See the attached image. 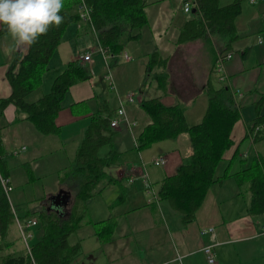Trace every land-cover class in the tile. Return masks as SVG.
Listing matches in <instances>:
<instances>
[{
	"label": "crops",
	"instance_id": "1",
	"mask_svg": "<svg viewBox=\"0 0 264 264\" xmlns=\"http://www.w3.org/2000/svg\"><path fill=\"white\" fill-rule=\"evenodd\" d=\"M149 1H152L147 6V14L151 17L150 34L156 30L154 31L156 40L160 43L156 42L155 49H147L144 52L138 50V53H144L149 57L146 61L137 63L139 66L137 78L140 69L148 73L150 56L154 51H158L162 58H168L165 69L168 73V86L166 91L159 88L158 81L153 75L162 71L163 68L155 67L151 73H148L154 78L153 95L142 99L159 97L167 105L181 103L186 107L187 122L195 124L198 121L192 122L190 118L201 120L208 107L205 89L207 80L210 79L216 87L228 85L235 103L237 102L236 106L240 109L241 117L233 127L234 144L225 153V159L231 158L238 149L239 158L232 163L230 172H236L248 166L250 160L246 158L249 154L264 153V141L255 142L247 137L249 122L254 118L259 102H261V112L264 113V41L259 39V42L253 40L250 44H240L238 40L251 31L264 34V0L242 2V11L235 18L240 37L228 44L224 43V39L215 40L214 51L202 40L178 43L181 25L188 16L183 18L176 12V28L178 29L175 35H170L174 32L172 30L168 33L169 30L166 28L168 25L164 30L159 26L163 27L165 25L163 18L173 15V10L175 11L174 7L168 12L164 9L171 0ZM185 1L187 0H183L182 4L184 12H186ZM191 1L194 6V0ZM219 1L221 5H225L233 0ZM89 25L83 23L79 26L77 21L67 27L61 43L51 58L49 69L43 74L40 87L28 96L29 100H35L49 92L54 79L71 61L78 60L88 68L90 77L74 83L67 91L63 108L56 118V123L61 126L59 134H43L28 119L15 121L18 111L13 103L8 104L2 111L0 108L4 149L17 151V155L23 154L21 161L31 162L39 178L48 176L50 172L56 176L51 183L53 189L43 201L39 202L40 204L21 203L18 193L14 200L10 199L11 204L20 209L18 213L21 217H25L29 211L37 213L44 209L67 218L74 206L77 186L72 180L60 182V176L74 162L91 114L106 115V112L100 109H110L113 112L111 116L113 118L117 116L118 108L123 105L128 119L135 124L129 126L121 118L116 126L110 124L115 131L113 135L115 148L120 154L119 164L107 170L113 176L122 179V182L125 180L128 188H125L122 182L108 184L96 198L87 201L89 215L93 221L114 217L116 226L111 238L107 241H102L95 234L92 225L84 224L79 227L68 240L70 243L80 240L82 252L70 264H264V230L262 229L264 213L253 215L248 211L249 193L246 186L239 185L234 175L222 182L213 183L202 205L196 211L194 220L186 224L183 222L182 214L168 200L159 198L158 190L162 180L174 174L193 152L190 134L182 132L176 137L157 141L147 149L137 150L136 137L144 126L151 122V117L140 106V100L125 101L121 104L120 101L132 92L120 97L123 96L120 90H124L120 81L117 79L122 88L116 80L114 82V78L111 84L108 79L109 82L100 77L99 74H102V71L99 67H102L103 61L97 52L93 53L92 62L82 61L81 56L86 50H92L101 43L95 26ZM91 33L93 36L88 37ZM149 40L153 41L150 38ZM130 41L126 43L125 48ZM21 46L24 47V45ZM221 49L233 52L232 58L226 63L229 81L224 83L219 74L214 76L213 65ZM18 51L10 35L7 32L1 33L0 98L7 97L11 93L7 69ZM140 56H138L139 59ZM125 59L131 60V55ZM120 61L119 56L112 61L111 66L118 65ZM128 63H130L129 66L133 65L132 62ZM133 85L134 83L130 85L131 89ZM109 88L116 93V104L112 103L107 95ZM199 99L201 103L205 101L206 104L198 110L196 106ZM77 102L83 103L72 106ZM9 133H12L10 139ZM6 153L4 160L8 178L15 190L17 186L27 183L28 173L22 169L16 171L8 151ZM159 156H165L166 163L154 164V160ZM241 162L242 165H239ZM224 163L219 171L216 170L217 176L223 173L227 160ZM19 167L22 168L21 165ZM147 182L152 184V191L146 187ZM123 188H125L126 196L119 200ZM209 226H214L215 230L201 232L203 228ZM33 231L36 238V233L39 231L34 229ZM216 240L218 241L215 246L216 259L214 263H211L203 248ZM21 242V232L15 221L3 241L0 255L12 252L24 254ZM31 264L36 263L34 261Z\"/></svg>",
	"mask_w": 264,
	"mask_h": 264
},
{
	"label": "trees",
	"instance_id": "2",
	"mask_svg": "<svg viewBox=\"0 0 264 264\" xmlns=\"http://www.w3.org/2000/svg\"><path fill=\"white\" fill-rule=\"evenodd\" d=\"M80 1L63 0V9L60 13L64 17L63 23L59 27H51L48 33L41 35L38 42L31 47L24 45V50L17 52L7 69L11 93L0 98L1 111L13 103L18 111L15 121L28 119L43 134L61 132V126L56 123V118L63 108L67 91L74 83L90 77L85 65L78 60L71 61L54 79L49 92L35 100L28 99V96L40 87L43 74L49 69L51 58L61 43L67 27L80 20L78 12ZM84 1L92 7V23L98 40L113 53L121 52L128 41L138 38L140 32L135 30L142 28L149 21L147 6L152 2L149 0ZM243 1L233 0L221 5L219 0H194L189 16L181 25L177 42L202 40L214 51L215 40L224 39V43L227 44L235 41L240 37L235 18L242 11ZM4 32L6 31L2 25L0 34ZM167 62L168 58H162L158 51H154L147 66L148 73L155 67L163 68L153 75L163 91H166L168 86V73L165 70ZM213 65L215 66V62ZM205 89L208 107L202 119L195 124L187 122L186 107L181 103L167 105L159 97L141 99L140 106L151 117V122L137 135L136 148L141 151L157 141L176 137L182 132L190 134L192 154L174 174L162 180L158 190L159 198L168 200L182 214L185 224L194 220L196 211L202 205L213 183L222 182L232 175L237 178L241 187L246 186L249 193L248 211L253 215H261L264 213V153L251 155L248 157L250 158L248 166L230 172L232 163L239 158V152L236 149L229 159H225V153L234 144L232 131L241 117V112L228 85L216 87L209 79ZM80 103H74L72 106ZM100 110L105 111L106 115L91 114L74 162L60 176V182L72 180L77 186L70 215L63 218L54 211L44 209L37 213L27 212L25 218L27 215H36L38 218L35 228L39 232L36 233V238L33 237L31 254L25 249L24 254L12 252L0 255V264H31L33 260L36 264H70L81 254L82 244L80 240L70 243L69 236L84 224L92 225L95 234L102 241L111 238L116 219L109 217L93 221L87 206V201L98 196L106 185L122 182V179L113 176L107 170L118 162L120 154L114 144L115 131L110 127L113 112L104 108ZM248 129L247 137L254 133L255 142L264 141V113L261 112V102L256 106V114L250 120ZM1 131L0 127V171L3 176L8 177ZM104 146H108L109 149L105 155H101L100 151ZM225 160L227 163L223 173L217 176L216 170H220ZM25 163L32 179L33 170L29 162ZM124 197L122 193L119 200ZM13 208L17 212L20 210L11 204L9 195L0 181V250L11 225L15 222Z\"/></svg>",
	"mask_w": 264,
	"mask_h": 264
},
{
	"label": "rangeland",
	"instance_id": "3",
	"mask_svg": "<svg viewBox=\"0 0 264 264\" xmlns=\"http://www.w3.org/2000/svg\"><path fill=\"white\" fill-rule=\"evenodd\" d=\"M182 4H183V0H171V2L167 3V5H165V7H164L165 11H167V12L172 7H174V9H175V11L173 10V15H170L168 17L163 18L162 21L165 23V25L163 27L159 26L163 30L167 28V30H169L168 33L173 30L174 33L173 34L170 33V35H175L177 32V29H178V28H176L177 15H179L183 18L186 17V15L189 16V14L187 12L183 11ZM176 12H177V15H176ZM148 18H149V21L146 25H144L142 28H137V32H140L139 37L136 39H132L130 41L129 45L127 46V48L124 47L121 52L115 53V55L120 56V55L124 54L125 52H127L129 55H131V60H127V59L122 58L120 56V58H121L120 63L118 65H114V66L112 65L111 66L112 61L115 59L114 57H111V56L108 57V61L106 62L103 59L102 55L97 53V54H99V56L101 57V59L103 61L102 67H99L102 71V74H99L100 77L102 79L104 78L106 81H108L107 76L109 75V71H110L113 78H114V82L116 80V83L119 84L117 81V79H118L123 88L120 86V84H119V86L122 89H124V90H120V93L123 95L120 97H124L128 92H132L134 94V97L136 100H141L143 97H151V95H153L152 89L154 88L153 87L154 86V78L150 77V74L146 73L145 70L142 71L141 69H140V73H139L138 78H137V71L139 69V66H137V63L139 61L140 62L146 61L149 57V56H146L144 53H138V50L140 49L141 52H144L147 49H155V47H157V44L160 43V42L158 43L159 40L158 41L156 40V35L154 33V31H156V30L152 31V34H150V27L149 26H151V17L148 16ZM166 22H167V24H166ZM166 25H168V26L166 27ZM72 28H73V26H72ZM92 36H93V33L88 35V37H92ZM168 37L171 38V36H168ZM149 38L152 39L153 41H150ZM259 39H262V41H264V34L251 31L249 34H245L238 41L240 44H246V43L250 44L253 40H256L259 42ZM164 40L165 39H163V41ZM156 42H157V44H156ZM95 46H96V44H95ZM94 49L96 50L97 47H95ZM139 55H141L140 59L138 57ZM128 62H132L131 64H133V65L129 66L130 63H128ZM216 75L218 76V72L215 70L214 76H216ZM136 80H137V82H136ZM116 83H115V85H116ZM132 83H134V85L131 89L130 85ZM222 83H224V81H222ZM107 85H108V83H107ZM103 87H104V89L106 88L104 85V82H103ZM144 87H146V90H144ZM122 91H124V92H122ZM107 95L110 97V100L112 101V103L116 104L117 97H116L115 91L111 90L109 88ZM142 95H144V96H142ZM135 102H137V101H135ZM205 104H206L205 101H203L201 103V100L199 99V102H198V105L196 106V108L199 110L200 108H203ZM207 104H208V100H207ZM190 121H192V122L198 121L199 122L200 120H199V118H198V120L190 118ZM198 122H195V123H198ZM10 134L12 135V133H9V136H8L9 139H10ZM11 141H13V140H11ZM108 149H109L108 146H104L101 149L100 154L105 155L107 153ZM7 151H8V156H9L12 164L16 166L15 170L18 171L19 169H22V170L27 171V173H28L27 183L25 185H19L15 188V190H13V186H12V189L9 192V196L11 197L10 199L14 200L16 193H18V196H19L21 203L30 202L32 204H40L39 202L43 201V199L45 197H47L49 195V193L51 192V190L53 189V186L51 183L53 182V179L56 177L55 174L53 172H50L48 174V176H44V177L39 178L34 171L33 164L31 162H29V164L32 168L31 170H33L32 173H34L33 178L31 179L30 175H29L28 165H26V163L21 161L23 158V154L17 155L18 154L17 152H15L14 150H12V151L7 150V148L5 149V154H7L6 153ZM252 154H253V152H252ZM252 154H249L248 157H250ZM248 160H250V159L248 158ZM237 162H239V161L237 160ZM118 164H119V160L113 166H116ZM240 164L242 165V162L239 163V165ZM20 165L22 166V168L19 167ZM28 180H30V181L28 182ZM122 183H123L122 185L125 188H128L125 180H123ZM72 185L74 186V184H72ZM54 188H57V187H54ZM122 192H123V195L126 196V191H122ZM148 192H149V190H148ZM151 196L154 198V196L152 194H151ZM93 198H96V197H93ZM53 201L55 202L56 200H53ZM29 212H33V211H29ZM33 229L34 230H37V229L35 227L32 228V232L34 234ZM21 241H22L21 243H22L23 249L25 251V247L27 245H26L25 241L22 239V237H21ZM32 242H33V238L30 240V243H32Z\"/></svg>",
	"mask_w": 264,
	"mask_h": 264
},
{
	"label": "built area",
	"instance_id": "4",
	"mask_svg": "<svg viewBox=\"0 0 264 264\" xmlns=\"http://www.w3.org/2000/svg\"><path fill=\"white\" fill-rule=\"evenodd\" d=\"M253 1H257V0H253ZM192 1L191 0H187L184 2V10L186 12H190V10L192 9ZM91 11H92V7H89L87 5V3L84 0H81L79 2L78 5V12L80 15V20H79V26H82L83 23L86 24H90L91 26H93L92 23V17H91ZM97 49H89L86 50L84 54H82L81 58L83 62H92L93 61V53L97 52L99 54L102 55L103 59L107 62L108 61V57H114L117 58L119 57V55H115V53H113L112 51L109 50V48L107 46H103L101 43L97 44ZM123 56L125 58H129V54L127 52H125L124 54L120 55ZM233 56V52L230 50H226V51H220L217 54V58L215 61V70L218 72L219 77L221 78L222 81L228 82L229 81V76L226 70V63L229 59H231ZM107 79L110 81L111 84H113V76L111 74V72L109 71V75L107 76ZM136 99L134 97L133 93H129L124 99H122L120 102L121 104H123L125 101H130V102H134ZM123 119L126 121V123L129 126H132L133 124H135V122H131L126 113H125V109L123 107V105H121L118 110H117V116L113 117L111 119V125L112 126H116L119 122V119ZM257 129L259 128L258 126L256 127ZM249 132V131H248ZM254 137V133H252L251 135H249V139L251 141L253 140ZM17 152V151H16ZM18 153V152H17ZM154 164H164L166 163V157L165 156H159L157 157L154 162ZM0 181L3 185V188L5 190V192L9 195L10 190L12 189V184L10 183V180L8 177H5L2 175L1 171H0ZM147 188L152 191V184L150 182H147ZM157 198V197H155ZM13 211L15 213V221L19 226V230L21 232V237L22 239L25 241L26 243V251L31 254V243L30 240L34 237L33 232H32V228L35 227L38 223V218L36 216H31V217H27V218H23L20 217L19 214L17 213L16 209L13 208ZM262 229L264 230V223L262 224ZM215 230L214 226H209L206 228H203L201 230L202 233H207V232H213ZM216 244H218V241H212L211 243L207 244L206 246H204L203 250L207 256V259L209 262L214 263L215 259H216V251H215V246ZM34 262V260H33Z\"/></svg>",
	"mask_w": 264,
	"mask_h": 264
},
{
	"label": "clouds",
	"instance_id": "5",
	"mask_svg": "<svg viewBox=\"0 0 264 264\" xmlns=\"http://www.w3.org/2000/svg\"><path fill=\"white\" fill-rule=\"evenodd\" d=\"M63 0H0V25L23 51L26 45L37 43L53 26L59 27L64 17L60 15Z\"/></svg>",
	"mask_w": 264,
	"mask_h": 264
},
{
	"label": "bare ground",
	"instance_id": "6",
	"mask_svg": "<svg viewBox=\"0 0 264 264\" xmlns=\"http://www.w3.org/2000/svg\"><path fill=\"white\" fill-rule=\"evenodd\" d=\"M237 103V102H236Z\"/></svg>",
	"mask_w": 264,
	"mask_h": 264
}]
</instances>
